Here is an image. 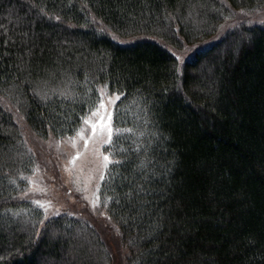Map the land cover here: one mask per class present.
<instances>
[{"label":"trees","instance_id":"obj_1","mask_svg":"<svg viewBox=\"0 0 264 264\" xmlns=\"http://www.w3.org/2000/svg\"><path fill=\"white\" fill-rule=\"evenodd\" d=\"M262 9L0 0V264H115L89 220L23 197L39 163L27 133L77 134L104 91L120 99L99 200L124 264H264V23L222 30Z\"/></svg>","mask_w":264,"mask_h":264},{"label":"rangeland","instance_id":"obj_2","mask_svg":"<svg viewBox=\"0 0 264 264\" xmlns=\"http://www.w3.org/2000/svg\"><path fill=\"white\" fill-rule=\"evenodd\" d=\"M240 21L247 24L264 23V9L258 12L235 10L222 30L235 26ZM191 50L192 48L186 47L176 51L180 59H185L191 54ZM116 95L103 92L108 109L112 112L110 136L107 128L104 131L99 128L93 131L91 124L87 123L88 120H97L94 112L86 117L79 132L73 136L61 139L50 136L46 140L27 133V141L33 145L32 149L39 163L31 177V186L23 197L38 203L45 216L65 211L89 220L107 237L115 253V264H124L125 249L118 228L101 208L98 187L110 161V154L106 149L112 147L113 108L118 101ZM109 97L112 99L109 100Z\"/></svg>","mask_w":264,"mask_h":264},{"label":"snow or ice","instance_id":"obj_3","mask_svg":"<svg viewBox=\"0 0 264 264\" xmlns=\"http://www.w3.org/2000/svg\"><path fill=\"white\" fill-rule=\"evenodd\" d=\"M57 19L59 18L57 17ZM115 98L119 100L120 94H117ZM111 99L112 98L109 97V100ZM91 111L96 113L97 115L96 121H93V120L87 121V123L91 124L92 130L95 131L97 128H99L101 131H104V129L107 128L108 134L110 136L112 132V129H111L112 112L109 111L108 105L104 100L103 94H100L98 100L95 102L94 107L93 109H91ZM113 111H114V108H113ZM105 159L107 160L108 157L106 156Z\"/></svg>","mask_w":264,"mask_h":264}]
</instances>
